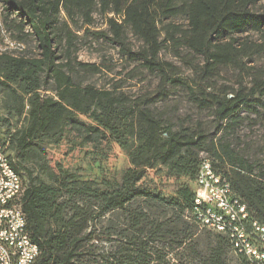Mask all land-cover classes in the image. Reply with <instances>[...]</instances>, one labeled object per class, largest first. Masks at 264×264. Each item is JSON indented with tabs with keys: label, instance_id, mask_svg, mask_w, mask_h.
<instances>
[{
	"label": "trees",
	"instance_id": "obj_1",
	"mask_svg": "<svg viewBox=\"0 0 264 264\" xmlns=\"http://www.w3.org/2000/svg\"><path fill=\"white\" fill-rule=\"evenodd\" d=\"M262 2L0 0L1 25L10 39L22 46L31 40L39 50L37 56L0 53V87L24 117L23 126L0 144L13 152V168L24 184L26 230L39 249L34 264H174L166 260L167 249H190L192 229L211 234L188 218L201 155L227 179L251 217L264 224V160L243 159L228 140L238 139L245 120L264 128V63L249 65L250 59L264 56ZM96 16L103 29H93ZM251 33L258 40L250 39ZM87 38L118 48L135 65L130 78L138 69L153 76L151 92L130 97L121 90L122 81L107 88L83 85L105 69L77 60L78 44ZM165 51L187 65L191 76L182 78L173 62L162 59ZM49 83L50 94L45 90ZM175 88H182L198 111H207L211 136L200 123L175 125L158 113L155 104ZM245 110L254 118L243 117ZM79 116L92 122L86 130L105 134L119 146L123 167L93 181L58 167L49 173L50 182L35 181L25 161L41 159L48 146L61 142L67 127H83ZM158 165L175 178L169 198L142 183L145 171ZM136 201L142 205L133 208ZM154 203L173 215L155 219L150 213ZM96 219L106 247L91 243L97 237L90 229ZM212 235L200 264H228L232 255L236 264H244L225 236ZM174 257L181 264L182 253Z\"/></svg>",
	"mask_w": 264,
	"mask_h": 264
},
{
	"label": "rangeland",
	"instance_id": "obj_2",
	"mask_svg": "<svg viewBox=\"0 0 264 264\" xmlns=\"http://www.w3.org/2000/svg\"><path fill=\"white\" fill-rule=\"evenodd\" d=\"M262 4L264 5V0ZM103 28L101 18L96 16L93 29ZM249 38L258 40V35L251 33ZM129 39L134 48L138 46L135 39L132 37H129ZM78 48L77 60L102 64L105 68L102 74L89 77L83 85L107 88L115 82L122 81L123 87L121 90L130 97H136L144 92H151L156 84L154 77L141 69L133 72V77L130 78L129 71L135 65L129 63L125 55L121 54L118 48L109 43H97L91 38H87L78 44ZM2 52L13 56H37L39 54L37 45L31 40H28L23 46L15 44L10 39L8 32L2 27L0 21V53ZM161 58L173 62L179 68L182 78L191 76L189 67L169 56L167 51L161 54ZM263 63L264 56L254 57L249 60V65L252 66H260ZM231 74L229 73V75ZM247 82V79H245V83ZM52 88L53 84L49 83L45 90L50 94ZM41 92L45 93V91ZM155 109L158 113L163 114L166 120H170L175 125L195 127L200 123L207 135L211 136L213 133L212 120L208 117L207 111H198L193 104L188 102L182 88L172 89L165 101L155 104ZM259 110L263 113V110ZM241 115L249 119L254 118V115L249 110L243 111ZM78 120L83 124V127H67L61 142L56 146H48L42 153L41 159L33 158L25 161V171L31 172L35 181L50 182L49 173H57L58 167L75 174L82 181L96 180L109 172L117 171L123 167L125 157L119 146L105 134L86 130L87 126L93 125L87 117L79 116ZM23 123L24 117L17 115L14 105L9 102L5 91L0 87V143L8 142L9 135L21 128ZM238 136L237 140L231 137L228 140L240 155H244L243 159L264 160V128L262 123H253L251 120H245L239 128ZM86 137L90 139L84 142ZM10 152L13 154L11 150ZM24 182H27L26 175H24ZM174 182L175 178L169 176L166 169L160 165L147 169L142 179V183L157 187L155 192L164 198H169L174 194L173 188L169 187ZM140 205H142L141 201H136L132 204L133 208ZM150 213L152 217L158 220H162L165 217L169 218L173 215L172 210L157 203L153 204ZM99 221L101 220L96 219L91 225L90 229L94 230L97 236L91 243L106 247L107 245L100 242L98 237L100 232ZM212 234L192 229V235L189 239L191 248H187L186 251L175 250L174 252H169V249H167L166 260L177 264L179 261L174 257V253H182L181 264H200L201 256L206 254L214 242ZM113 239L117 240L116 238ZM162 245L158 243L157 246L160 248ZM231 257L233 258V255ZM232 258L227 257L228 264H236ZM153 259L156 263V257Z\"/></svg>",
	"mask_w": 264,
	"mask_h": 264
},
{
	"label": "built area",
	"instance_id": "obj_3",
	"mask_svg": "<svg viewBox=\"0 0 264 264\" xmlns=\"http://www.w3.org/2000/svg\"><path fill=\"white\" fill-rule=\"evenodd\" d=\"M13 162L0 144V264H34L39 249L27 233L23 210H15V203H21L24 184ZM193 186L188 218L200 229L225 236L233 254L244 264H264V224L251 217L227 179L204 155L200 156Z\"/></svg>",
	"mask_w": 264,
	"mask_h": 264
},
{
	"label": "bare ground",
	"instance_id": "obj_4",
	"mask_svg": "<svg viewBox=\"0 0 264 264\" xmlns=\"http://www.w3.org/2000/svg\"><path fill=\"white\" fill-rule=\"evenodd\" d=\"M15 210H22L21 203H15Z\"/></svg>",
	"mask_w": 264,
	"mask_h": 264
}]
</instances>
